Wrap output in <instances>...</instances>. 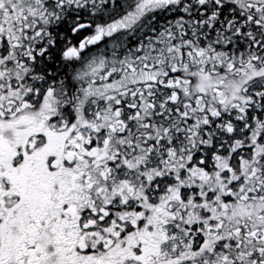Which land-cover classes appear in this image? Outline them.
Masks as SVG:
<instances>
[{
  "label": "snow or ice",
  "instance_id": "snow-or-ice-1",
  "mask_svg": "<svg viewBox=\"0 0 264 264\" xmlns=\"http://www.w3.org/2000/svg\"><path fill=\"white\" fill-rule=\"evenodd\" d=\"M0 264H264V0H0Z\"/></svg>",
  "mask_w": 264,
  "mask_h": 264
}]
</instances>
